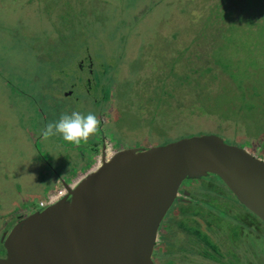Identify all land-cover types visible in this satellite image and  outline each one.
Here are the masks:
<instances>
[{
  "label": "rangeland",
  "instance_id": "obj_1",
  "mask_svg": "<svg viewBox=\"0 0 264 264\" xmlns=\"http://www.w3.org/2000/svg\"><path fill=\"white\" fill-rule=\"evenodd\" d=\"M73 111L95 113L108 127L107 154L216 134L264 156V0H0L3 221L37 209L63 185L57 178L71 188L99 165L103 146L89 163L78 153L94 148L93 136L79 145L42 136ZM209 180L193 192L211 206L197 221L220 245L215 260L179 223L157 240L170 253L160 257L156 244L153 260L264 264V226L251 230L259 238L247 226L233 232L239 222L231 226L226 209L237 203L226 194L214 208L219 199L208 198L224 188ZM226 235L243 242L231 245Z\"/></svg>",
  "mask_w": 264,
  "mask_h": 264
},
{
  "label": "water",
  "instance_id": "obj_2",
  "mask_svg": "<svg viewBox=\"0 0 264 264\" xmlns=\"http://www.w3.org/2000/svg\"><path fill=\"white\" fill-rule=\"evenodd\" d=\"M216 174L264 222V159L216 134L125 147L9 232L0 264H156L160 224L188 178Z\"/></svg>",
  "mask_w": 264,
  "mask_h": 264
},
{
  "label": "flooded vegetation",
  "instance_id": "obj_3",
  "mask_svg": "<svg viewBox=\"0 0 264 264\" xmlns=\"http://www.w3.org/2000/svg\"><path fill=\"white\" fill-rule=\"evenodd\" d=\"M107 130H108V127L106 128V126L102 125L101 131L98 133L99 135L93 136L94 140H97V141L93 142V143H97V144H94V148L93 147L91 149L90 148H86V149L82 148L83 150H81L79 148L80 151L78 150V153H80V157L82 158V160L84 159L83 153H85L88 156L86 161H87V163H89L91 161V158L94 157L93 153L95 154L98 150L97 145L103 146V152H101L102 158H100V159H103V157H108L113 152H115L116 149L111 151L109 154H107L106 149L101 142V140L103 139L102 135L106 136L105 133H107V136L110 135V132ZM111 140L117 144V142H115L114 139L111 138ZM153 146H155V145H153ZM237 146H239V145H237ZM132 147H137V146H132ZM243 147H245V146H243ZM121 148H125V147H120L119 149H121ZM245 148L249 152H251L254 156H257V157L264 159V156H262L260 154H255V150H253L251 148L249 149L248 147H245ZM119 149H117V150H119ZM70 156H71V154H69V157ZM66 158H68V156ZM204 179H210L209 180L210 184H216L218 186H223V188H224V192L218 191L216 189L217 194L215 196H209V198H208L209 200H211L213 198L219 199L216 202V205L214 208H216L217 206H222L223 203L221 201L228 200L226 197V194L231 195L233 197V200L236 201L237 204H234L233 201L229 200V205L226 209V212L233 213L236 215V217H228L227 216V218L230 220L229 221L230 225L232 226L231 222L234 219L239 222V224L234 225L233 228H231L233 232H235L234 230H236V232L239 233V228H242V226H247L248 231L252 235H255V237L259 238L260 233L259 234H253L251 232V230L254 229V231H256V230L260 231L261 227L264 226V222L260 218H258L252 211L247 209L242 203H240L238 201V199L235 197V195L226 186V184L216 174H209V175H207V177H202V178H188L187 180L185 179L182 182V184L180 185V188L178 190V195H177L173 205L171 206V208L167 212L165 218L163 219V221L160 224V228H159V232H158V238H159V236L161 238L163 235L168 233L169 230L174 228L173 224L179 223L181 225V228H182L181 231L184 232L190 238V241H192L195 237L198 241H201L203 243L202 248L204 249V256L210 260H215V254L214 253L219 254V246L220 245L215 243L213 241L212 237L207 232L203 231L201 220H200V222L197 221L198 214L202 211L207 210L202 205H205L207 208L210 205L207 202V199H206L207 197L206 198L203 197L200 199V198L196 197L194 195V192H193V188H196L199 185H201V181ZM57 182L63 183V185H61L58 189L49 190L48 193L57 192L60 189H66V194L69 193L67 186L70 183H67L64 179L60 180L59 178H57ZM42 200L43 199L39 200L37 209L30 210L29 212H26V213H17V217L12 221L5 222V221H3V219L0 218V221H1L0 222V259L5 258L7 255V250L5 247V240L9 234V232L13 229V227L17 223H19L22 219L29 216L31 213L44 209L45 207L40 206V202ZM247 212L254 217L253 221L247 220L246 218H243V216ZM190 213H194V215H190ZM185 219L186 220H188V219L193 220L194 226L191 227L192 230L189 229L188 226L185 224ZM257 220H259L260 223L257 222ZM204 222L209 224L213 221L206 219ZM237 237L238 238H233L232 235H230V236L226 235V242L231 243V245L239 244L241 241L243 242V240H241V237H239V235ZM158 243H160V242L156 243L158 246L157 249L159 248L158 250H161V252H159L160 257L170 253V250H168L169 248H164L163 246L161 248L160 244H158ZM153 254H155V249H154ZM164 260H166V261H164L163 263L158 261V263H156V264H175L172 259L165 257Z\"/></svg>",
  "mask_w": 264,
  "mask_h": 264
},
{
  "label": "clouds",
  "instance_id": "obj_4",
  "mask_svg": "<svg viewBox=\"0 0 264 264\" xmlns=\"http://www.w3.org/2000/svg\"><path fill=\"white\" fill-rule=\"evenodd\" d=\"M102 121L92 112L87 114L73 111L71 114L63 113L57 121L49 122L42 129L44 139L60 135L64 141L79 145L101 131Z\"/></svg>",
  "mask_w": 264,
  "mask_h": 264
},
{
  "label": "built area",
  "instance_id": "obj_5",
  "mask_svg": "<svg viewBox=\"0 0 264 264\" xmlns=\"http://www.w3.org/2000/svg\"><path fill=\"white\" fill-rule=\"evenodd\" d=\"M66 195V189H60L57 192H50L46 195V198H44L40 202L41 207H47L51 204H54L58 200H60L62 197Z\"/></svg>",
  "mask_w": 264,
  "mask_h": 264
},
{
  "label": "trees",
  "instance_id": "obj_6",
  "mask_svg": "<svg viewBox=\"0 0 264 264\" xmlns=\"http://www.w3.org/2000/svg\"><path fill=\"white\" fill-rule=\"evenodd\" d=\"M251 108H252V107H251ZM226 216H228V217H236L235 214H233V213H228V212H226Z\"/></svg>",
  "mask_w": 264,
  "mask_h": 264
}]
</instances>
